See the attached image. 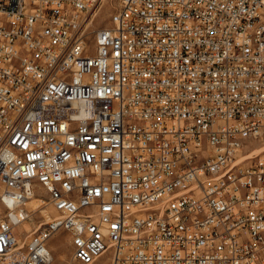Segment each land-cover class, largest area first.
<instances>
[{"label":"built area","instance_id":"2783aa9c","mask_svg":"<svg viewBox=\"0 0 264 264\" xmlns=\"http://www.w3.org/2000/svg\"><path fill=\"white\" fill-rule=\"evenodd\" d=\"M103 2L0 0V264H264V0Z\"/></svg>","mask_w":264,"mask_h":264},{"label":"rangeland","instance_id":"374dc122","mask_svg":"<svg viewBox=\"0 0 264 264\" xmlns=\"http://www.w3.org/2000/svg\"><path fill=\"white\" fill-rule=\"evenodd\" d=\"M120 0H104L102 4V9L95 17L94 23L90 28V37H94V31L101 26L108 24L112 13L119 7ZM90 52H95L94 39H90ZM260 143L259 141H254L253 144L256 145ZM260 145L258 146V148ZM42 194V193H39ZM46 196V194H44ZM39 217H37L38 219ZM36 219V220H37ZM29 227L30 223L28 222ZM34 224L32 223V226ZM51 249L53 251L54 261L52 264H81L74 260V247L72 244L71 237L68 231L60 230L58 231L51 240ZM98 264H103L102 262Z\"/></svg>","mask_w":264,"mask_h":264},{"label":"bare ground","instance_id":"6f19581e","mask_svg":"<svg viewBox=\"0 0 264 264\" xmlns=\"http://www.w3.org/2000/svg\"><path fill=\"white\" fill-rule=\"evenodd\" d=\"M101 9H102V5H101V7H99V9L96 11V16L98 15V13L100 12ZM262 149H264V143L261 144L260 147L257 148L256 151H260V150H262ZM40 203H42V199H41L40 197H38V196H33L31 199H29V200L26 202V205L28 206L29 209H34V208H36ZM24 223H25V225H27V226L29 227L28 221H25ZM69 235H70V234H69ZM70 237H71V235H70ZM53 261H54V259H53ZM53 261H52V262H53ZM52 262H51L50 264H52Z\"/></svg>","mask_w":264,"mask_h":264}]
</instances>
